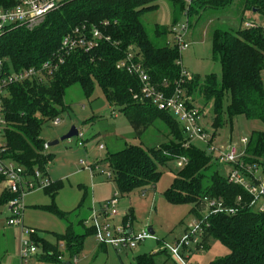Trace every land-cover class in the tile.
Instances as JSON below:
<instances>
[{"label": "trees", "instance_id": "16d2710c", "mask_svg": "<svg viewBox=\"0 0 264 264\" xmlns=\"http://www.w3.org/2000/svg\"><path fill=\"white\" fill-rule=\"evenodd\" d=\"M157 1L64 0L32 28L10 26L4 30L0 35V59L7 72L39 67L52 59L60 48L63 36L72 30L79 29L89 34L90 29L98 28L103 38L89 51H70L51 74L45 72L42 77L32 76L5 88L2 102L6 149L0 153V160H13L28 174H33L35 169L47 174L45 166L51 155L45 154L43 148L45 141L40 137L42 124L58 118L66 109L63 98L67 87L78 84L84 96L89 98L97 85L107 102L119 107L137 136L160 122L166 137L164 142L152 148L126 144L99 161L106 163L117 193L123 195L139 190L145 194L147 188H154L161 177L158 166L183 156L186 161L164 190V198L173 205L188 204L189 214L197 217L202 216V197L223 202L222 211L206 216L208 225L203 243L208 248V240L214 238L227 247L229 253L208 264H264V212L258 211L256 202L252 203V196L241 185L228 181L232 166L223 164L229 166V172L226 176L221 175L218 169L221 164L213 153L192 143L184 147L187 136L180 123L170 113L157 109L151 103L135 100L132 92L140 86L138 78L116 67L128 52H133L135 60L141 63L150 80L159 88L167 83L173 89L180 81V53L174 41L171 45L159 44L157 39L169 32L156 26V39H151L142 22L143 13L156 9ZM169 1L180 14L184 13L183 0ZM234 1L194 0L188 10L189 27L206 11L227 8ZM236 1L242 12H257L261 19L255 22H263L264 0ZM14 5L15 0H0V7ZM243 18H240L242 26L236 30L215 28L212 31V57L221 65L220 81L210 73L184 79L179 86L187 98L192 97L190 101L193 105L198 98L204 105L211 104L212 138L223 125V113L227 114L230 124L238 115L262 123L263 129L250 132L245 155L241 159L244 164L258 165L264 173V86L261 76L264 69V30L261 26L244 27ZM226 96L229 100L224 110ZM2 180L0 173V207L12 198V194L2 187ZM62 187L63 183L59 180L42 190L53 198ZM85 195L86 192L79 206ZM238 197L240 200H237ZM38 208L51 211L60 218L67 217V212L58 209L53 202ZM84 220L78 221L84 228L83 233L67 226L61 233L49 232L55 243H50L39 231L36 239L41 241L43 250L50 249L59 254L58 245L62 243L63 255L78 256L83 250L85 238L94 233ZM127 220L133 223L132 211L123 216L122 222ZM100 246L106 249L105 245ZM37 260L40 264L60 262L58 258L44 254L39 255ZM133 264H152V260L139 256Z\"/></svg>", "mask_w": 264, "mask_h": 264}, {"label": "rangeland", "instance_id": "374dc122", "mask_svg": "<svg viewBox=\"0 0 264 264\" xmlns=\"http://www.w3.org/2000/svg\"><path fill=\"white\" fill-rule=\"evenodd\" d=\"M157 8L146 11L142 15V22L149 31L151 39H156L154 29L156 26L168 35L157 38L159 44H172L173 30H179L181 24L185 23V17L179 13L169 0H158ZM243 20L259 21L261 17L257 12H242L235 0L224 9H210L203 13L199 19L189 27L185 40L189 46L180 52L179 59L181 67L185 72L194 76L203 77L206 74L216 75L218 82L221 79V65L217 59L212 57L211 36L215 28L236 30L241 27L240 18ZM24 26V25H21ZM16 27V26H14ZM26 27V26H24ZM264 86V69L261 72ZM183 94L185 92L183 90ZM186 96V95H185ZM192 99V97L188 98ZM229 98H224V110ZM66 109L58 116L60 123L52 124L46 121L41 126L40 137L48 144L58 139L57 144L49 145L45 154L51 155L45 169L52 182L61 180L63 187L53 196H49L43 190H37L31 197L25 199L24 218L31 219L26 224L35 226L37 231L44 234L50 242L55 239L50 231L63 232L67 226H72L78 233H83L84 228L78 224L80 219H87L89 215L88 206L98 207V202H103L117 192V186L111 179L102 177L90 178L87 170L80 165V160L87 164H94L102 160L109 153L121 150L126 144L140 145L144 148L157 147L166 140L164 129L160 122L146 128L140 136H137L128 119L120 112L118 106L110 105L104 97L101 89L95 85L91 97L86 98L78 84H72L66 88L63 98ZM196 105L203 112L201 124L208 133L213 134L211 104L204 105L198 98ZM116 115V116H114ZM223 125L215 132L213 142L215 144L239 143L241 137L248 136L252 130H261L263 125L258 120H248L243 115L233 117L232 123L227 121V114L223 113ZM74 126L81 136H72L69 139L60 140ZM80 143V144H79ZM103 144L100 150L99 145ZM193 145L206 149L205 144L193 141ZM101 165V166H100ZM99 165L101 170L107 171L108 167L103 161ZM177 161H170L166 165L158 166L161 177L154 188H147L143 194L134 190L129 194L121 195L116 209L119 214L116 218L107 217L105 220L111 227H119L123 216L132 211L134 230L151 228L150 234L143 242L135 248L116 252L109 246L101 250L93 236L88 235L84 240L83 250L78 254L76 261L74 257L56 254L52 250L44 249V255L58 258L60 262L42 264H133L137 257H150L152 264H182L180 259L170 251L175 247L176 241L182 238L186 224L192 219L189 214L188 204L173 205L163 196L164 190L170 185L175 177ZM219 172L226 176L229 166L219 165ZM99 173V172H98ZM101 175V173H99ZM86 192V198L79 206L80 200ZM55 203L58 209L67 212V217L60 218L51 211L38 208L40 205ZM26 211V215H25ZM30 213V215L28 213ZM125 213V214H124ZM7 206L0 207V264H19L18 252H16V236L12 235V228L5 220ZM85 222V220H84ZM87 226V225H86ZM208 248H205L203 238L200 246L191 244L189 254L190 264H208L209 262L224 257L229 253L227 247L218 240L210 238ZM180 254L186 255V250L180 248ZM61 256L62 258L60 259ZM32 264H40L35 259H30Z\"/></svg>", "mask_w": 264, "mask_h": 264}, {"label": "built area", "instance_id": "2783aa9c", "mask_svg": "<svg viewBox=\"0 0 264 264\" xmlns=\"http://www.w3.org/2000/svg\"><path fill=\"white\" fill-rule=\"evenodd\" d=\"M63 1L15 0V5L12 7H0V35L10 26L24 25L32 28L47 13L60 6ZM183 1L185 8L182 15L185 17V23L181 24L179 30H173V41L179 53L189 46L185 37L189 29L188 10L194 0ZM243 25L248 28L261 26L264 30V20L261 23L245 20ZM101 38L103 37L98 28L90 29L89 34L79 29L72 30L63 36L60 48L52 59L43 62L39 67L7 72L3 68V60L0 59V153H3L6 149L3 137L5 119L2 102L5 88L32 76L42 77V73L45 72L51 74L63 63L65 55L70 51L75 49L89 51L98 45ZM129 50L132 49L129 48ZM178 63L181 65L180 59ZM116 67L138 78L140 86L132 92L135 100L151 103L157 109L170 113L180 123L187 136V141L183 143L184 147H187L193 141L202 142L207 150L215 155L220 164L232 166L228 173V181L241 185L252 196V203L256 202L258 211L264 212V173L258 165L244 164L241 159L245 155L249 135L241 137L239 143L231 142V140L227 144H215L213 142L212 135L201 124L203 112L200 108L193 105L192 101L183 94V90L179 86V83L183 82L184 79L190 80L192 75L185 72L181 67L180 81L175 84L173 89L167 83H164L162 88H159L150 80L141 63L135 60L133 52H128L125 58L117 62ZM59 123L60 120L58 118L52 120L54 125ZM78 135L81 136L80 133ZM103 147V144L99 145V149ZM43 148L44 151L48 148L46 142ZM176 161L177 167H181L186 159L181 156ZM80 165L89 172L91 178L95 172L101 173L106 179L112 178L111 172L108 170L104 172V170L99 168L98 164H87L85 160H80ZM0 173L3 176L2 187L12 194V198L6 204L7 216L5 219L9 226L19 228V264H32L30 259H35L38 262L37 259L39 255L43 254L44 247L41 241L36 239L37 229L27 225L24 221L25 199L29 194L50 186L52 183L51 178L37 169L34 170L33 174H28L23 166L10 159L0 160ZM118 200L119 195L114 192L111 197L100 203L98 207L92 206L84 222V224L94 229L93 238L97 243L109 246L116 252L126 249L131 250L150 236L147 229L134 230L129 220L122 222L119 227L114 225L111 227V224L105 219L107 217L116 218L120 215L116 209ZM237 200H240V197ZM200 203L202 216H192V219L186 224L182 238L176 241L175 247H172L170 251L180 259L182 264H190V245L200 246L208 225L205 221L206 216L211 212L222 211L224 208L221 200L208 196L202 197ZM229 211L231 213L234 212L231 208ZM58 246L60 249L64 248L62 243ZM180 248L186 250V255L180 254ZM59 257L61 259V256ZM77 257L75 256L74 261H76Z\"/></svg>", "mask_w": 264, "mask_h": 264}, {"label": "crops", "instance_id": "0c3cea01", "mask_svg": "<svg viewBox=\"0 0 264 264\" xmlns=\"http://www.w3.org/2000/svg\"><path fill=\"white\" fill-rule=\"evenodd\" d=\"M114 116H116V115H114ZM101 150V149H100ZM101 160V159H100ZM100 160H97L95 163H97L98 165H100L101 163H99V161ZM101 166V165H100ZM47 171V170H46ZM47 175L49 176V174H48V172H47ZM102 177L103 175H100L99 173H93V177ZM93 177L91 178V179H93ZM104 177V176H103ZM105 178V177H104ZM35 192H33V193H31V194H29L27 197H28V200H29V197H31L32 196V194H34ZM27 197H26V199H27ZM106 200V199H105ZM104 200V201H105ZM99 204L101 203V202H98ZM27 205V204H26ZM88 208H91V206H88ZM90 211V210H89ZM28 213V212H27ZM29 215H30V213H28ZM125 214V213H124ZM25 215H26V211H25ZM122 216V213L120 214V217ZM26 217H27V221L28 220H30L31 219V217L30 216H27L26 215ZM25 217V218H26ZM24 221H26V219H24ZM25 223H27V222H25ZM28 225V224H27ZM30 225V224H29ZM31 226V225H30ZM32 227H34V228H36L35 226H32ZM132 227H133V223H132ZM134 229V228H133ZM39 231V230H38ZM11 232H12V235L13 236H16V241H17V244H16V252H18V248H19V228L18 227H13L12 228V230H11ZM51 232H54V231H51ZM58 233H61V232H58ZM39 234H41V236H44V234H42V233H39ZM52 237H53V235L52 234H50ZM101 248V250H103L104 248L102 247V246H100ZM64 256V255H63ZM17 264H18V262H17ZM68 264V263H67Z\"/></svg>", "mask_w": 264, "mask_h": 264}, {"label": "water", "instance_id": "95a60500", "mask_svg": "<svg viewBox=\"0 0 264 264\" xmlns=\"http://www.w3.org/2000/svg\"><path fill=\"white\" fill-rule=\"evenodd\" d=\"M78 130L74 127V126H72L70 129H69V131L67 132V133H65L64 135H62L61 137H60V140H64V139H69V138H71L72 136H76V135H78ZM58 139H56V140H53V141H51V142H49L48 143V146L49 145H53V144H57L58 143ZM147 231L150 233V234H153V230L149 227V228H147Z\"/></svg>", "mask_w": 264, "mask_h": 264}]
</instances>
